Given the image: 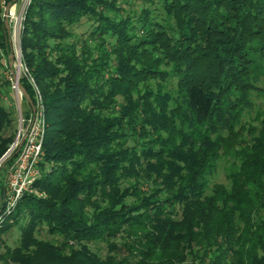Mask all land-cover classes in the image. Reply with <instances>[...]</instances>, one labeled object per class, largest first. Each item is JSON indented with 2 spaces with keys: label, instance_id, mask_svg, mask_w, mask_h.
<instances>
[{
  "label": "trees",
  "instance_id": "1",
  "mask_svg": "<svg viewBox=\"0 0 264 264\" xmlns=\"http://www.w3.org/2000/svg\"><path fill=\"white\" fill-rule=\"evenodd\" d=\"M142 1L32 0L21 47L45 196L1 222L0 242L23 222L2 264H264V113L245 120L264 94V0ZM13 123L0 99V168ZM221 164L227 183L210 185ZM5 195L0 177V213Z\"/></svg>",
  "mask_w": 264,
  "mask_h": 264
},
{
  "label": "built area",
  "instance_id": "2",
  "mask_svg": "<svg viewBox=\"0 0 264 264\" xmlns=\"http://www.w3.org/2000/svg\"><path fill=\"white\" fill-rule=\"evenodd\" d=\"M31 2L32 0H16L6 11L7 4L5 0H0L3 11L2 19L3 21L5 18L8 20L11 53L14 56L12 62L9 59V73L15 99L14 106L18 113V129L9 154L17 148L20 140L24 139L14 161L8 168L5 182L6 195L0 213V224L11 216L24 194L34 193L35 184L41 175L40 163L44 157L43 143L46 133V121L42 96L23 62L21 47L26 13ZM24 76L29 78L35 96L34 108L29 105V116L23 115L20 106V101H26L20 90V80ZM0 264L2 263L0 262Z\"/></svg>",
  "mask_w": 264,
  "mask_h": 264
},
{
  "label": "rangeland",
  "instance_id": "3",
  "mask_svg": "<svg viewBox=\"0 0 264 264\" xmlns=\"http://www.w3.org/2000/svg\"><path fill=\"white\" fill-rule=\"evenodd\" d=\"M134 5L136 6L135 10H137L138 7L143 6L142 0H134ZM119 6H122V9L127 11L128 7L126 5H123V3H119ZM137 12H139L137 10ZM3 13V11H2ZM2 18V14H1ZM3 20V19H2ZM90 31V24H84L81 23L80 25L76 26L74 28V34L82 37V34H86ZM1 45V40H0ZM11 46V45H10ZM10 68H9V57L5 54L4 50L0 46V99L2 104L5 106V108L12 112L14 116V123L12 125L11 131L14 132V134L17 132L18 129V113L16 111V107L14 106V96L11 88V81H10ZM264 87V84L261 85ZM7 99V100H6ZM253 108L248 111V113L245 115V120L249 123H254V118L256 114L264 113V94L262 95H256L253 97ZM21 110L24 116H29V104H27L26 101H20ZM15 140V139H14ZM13 144V143H12ZM11 147V146H10ZM11 165V164H10ZM10 165L4 166L0 168V177L1 182L6 185V178L8 174V168ZM46 169L49 168V165H45ZM226 165L221 164L217 173L211 177L210 185L214 183H227L226 174H225ZM31 195L43 197L45 196L42 192H40L37 188H35L34 193ZM23 225V222L19 223L18 225H15L11 227V229L2 235L0 242V253L3 251V246H7L9 248H13L18 245L19 237L21 234V228L20 226ZM39 239L43 240H51L53 239L52 236L47 235L46 230H41L38 234ZM97 249L99 250L100 254L102 256H105L107 252V248L104 244H97Z\"/></svg>",
  "mask_w": 264,
  "mask_h": 264
},
{
  "label": "water",
  "instance_id": "4",
  "mask_svg": "<svg viewBox=\"0 0 264 264\" xmlns=\"http://www.w3.org/2000/svg\"><path fill=\"white\" fill-rule=\"evenodd\" d=\"M15 1H16V0H14V2H15ZM14 2H13V3H14ZM13 3H9V4H7V6H6V11H7V9H8ZM4 26H5L6 30L8 31V30H9V26H8V20H7L6 18L4 19ZM9 59H10L11 62L13 61L14 56H13L12 53L9 55ZM20 90H21L22 94L24 95V97H25L26 101L28 102V104H29L32 108H34V105H33V102H32V100H31V98L29 97V95L26 93V91L24 90V88H23L21 85H20ZM23 140H24L23 138L20 140V143H19V145L17 146V148H16V150H15L13 156H16V155H17V153H18V151H19V148H20V146H21ZM11 149H12V146H11L10 149L6 152V154L3 156L2 161H4V160L9 156V152L11 151ZM0 163H1V160H0Z\"/></svg>",
  "mask_w": 264,
  "mask_h": 264
}]
</instances>
